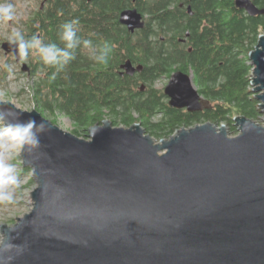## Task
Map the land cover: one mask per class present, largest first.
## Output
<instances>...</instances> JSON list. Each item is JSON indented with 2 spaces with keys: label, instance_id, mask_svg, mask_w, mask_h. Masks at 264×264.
Here are the masks:
<instances>
[{
  "label": "water",
  "instance_id": "water-1",
  "mask_svg": "<svg viewBox=\"0 0 264 264\" xmlns=\"http://www.w3.org/2000/svg\"><path fill=\"white\" fill-rule=\"evenodd\" d=\"M253 1L235 4L264 15ZM120 23L132 34L146 26L137 9ZM2 49L21 61L15 44ZM250 61L264 114V35ZM121 70L132 77L144 67L127 61ZM163 91L173 109H211L183 71ZM0 109L18 114L4 125H45L38 145L22 147L38 187L32 211L2 229L0 264H264V125L241 116L236 137L205 123L157 141L140 123L105 120L84 139L37 110L1 101Z\"/></svg>",
  "mask_w": 264,
  "mask_h": 264
},
{
  "label": "trees",
  "instance_id": "trees-1",
  "mask_svg": "<svg viewBox=\"0 0 264 264\" xmlns=\"http://www.w3.org/2000/svg\"><path fill=\"white\" fill-rule=\"evenodd\" d=\"M112 1L105 3L113 5L116 14L126 5L125 0ZM76 2L55 0L50 28L42 40L64 47L60 39L63 25L75 20L81 41L91 44L84 47L82 43L75 50L76 58L59 71L41 60L33 99L40 110L70 118L77 126V136L80 130L88 132L102 125L107 114L113 123L127 128L140 123L157 141L205 123L225 124L233 135L237 134L235 118L258 121L262 117L253 92L250 54L264 35V16H248L236 7L235 0H199L192 5L193 16L179 8L178 0H137L131 7L150 17L144 30L132 34L118 20L109 32L106 20L96 21L97 15L89 6L83 5L88 11L81 14ZM260 6L264 7V0ZM187 32L188 43L177 42ZM161 36L173 40L162 42ZM104 46L109 49L106 65L92 58L93 52ZM127 61L142 65L143 72L123 75L121 66ZM176 71L193 74L194 84L211 109L191 114L169 106L164 91L154 89V85Z\"/></svg>",
  "mask_w": 264,
  "mask_h": 264
},
{
  "label": "rangeland",
  "instance_id": "rangeland-1",
  "mask_svg": "<svg viewBox=\"0 0 264 264\" xmlns=\"http://www.w3.org/2000/svg\"><path fill=\"white\" fill-rule=\"evenodd\" d=\"M9 2L15 7L16 21L14 23H5L0 20V101L13 103L22 111L32 112L37 110L45 119L51 122L56 118L55 125L65 132L75 134L77 126L70 118L59 112H56V114L52 116L48 111L44 112L40 110L41 108L38 107L33 99L35 79L30 77L29 70L26 72L23 71V66H19L16 62L10 60L2 49L3 44L12 43V28L15 27L18 31H21L24 22L27 21L30 16V5L28 0H9ZM27 68L29 69L28 65ZM169 79L170 78L167 76H164L155 83L154 89L164 90L169 83ZM135 116L137 117V114H135ZM261 116L260 120L256 122L264 125V114ZM105 120H110L113 123V117L108 114L106 115ZM4 126L5 125L2 121H0V130H2ZM113 126L127 128L123 124L117 125L113 123ZM222 126L227 128L225 124ZM237 131V134L230 136L236 137L239 134L238 128ZM80 133V138L86 139V136H88V132H85L84 130H80ZM146 133H148L147 130ZM148 135L152 136L151 133ZM152 137L157 140L156 136ZM3 143V140L0 139V145H3ZM21 153L22 147H13L11 145L0 146V158H3L5 162L14 165L19 180V187L13 189L14 201L12 203L0 202V245L3 241V227H11L15 225L18 219L32 211L34 205L32 193L38 185L34 179L33 169L24 166Z\"/></svg>",
  "mask_w": 264,
  "mask_h": 264
},
{
  "label": "clouds",
  "instance_id": "clouds-1",
  "mask_svg": "<svg viewBox=\"0 0 264 264\" xmlns=\"http://www.w3.org/2000/svg\"><path fill=\"white\" fill-rule=\"evenodd\" d=\"M0 20L5 23H14L16 21L15 7L9 0H0ZM78 21H71L63 25V31L60 39L64 42V47L58 46L56 43H44L39 35H32L26 39L25 35L12 28V43L16 45L20 60L27 61L30 54H38L39 58L45 65L55 67L58 71L62 70L72 60L76 58L75 50L83 43L84 47H88L90 41H81L74 27ZM107 46L99 51H94L92 58L98 64L106 65L108 63ZM54 78V77H53ZM18 115L9 109L7 111L0 109V121H7L9 117ZM45 128L43 123L37 124L35 120L25 122L6 123L0 130V139L3 145H11L13 147H35L38 145V133ZM19 187V180L16 175L14 165L5 162L0 158V202L12 203L14 201L13 189Z\"/></svg>",
  "mask_w": 264,
  "mask_h": 264
},
{
  "label": "flooded vegetation",
  "instance_id": "flooded-vegetation-1",
  "mask_svg": "<svg viewBox=\"0 0 264 264\" xmlns=\"http://www.w3.org/2000/svg\"><path fill=\"white\" fill-rule=\"evenodd\" d=\"M28 1L30 5V12H29L30 16L28 20L24 22L23 29L20 32H22L25 35V38L26 37L30 38L34 34L39 35L42 38L49 31L48 28H50V23H51L50 16H51L52 10L55 8V5H54L55 0H28ZM105 1L106 0H91V1L90 0H78V2H76V6L78 8V11L80 12L82 11L81 14H83V11H88V9L86 10L82 9L83 5L89 6L90 8H92L94 10V13L97 15L96 21H98L99 19L106 20V22L109 24V32L113 31L116 20L120 22L121 14L124 11L131 10V9L138 10L137 7H131L130 5L131 2L136 3L137 0H125L126 5L124 6V8L120 9L119 13L116 14V10L114 9L115 7L113 5H108L107 3H105ZM261 1L262 0H256V1H253V3L260 10H264V7L262 8L260 6ZM198 2L199 0H178L179 8H181L183 12L187 10V12L191 16H193L192 5L195 3L197 4ZM190 8H191V11L189 10ZM170 9L174 10L175 6H172ZM260 16H264V15H260ZM149 17H150L149 15H143V19L146 25L148 23L147 21ZM125 28L127 29V27ZM171 38H172L171 36H169L168 38L164 36L160 37L162 42L166 40L170 42L171 40H173ZM189 39H190V33L187 32L184 37L177 38V42H179L182 45H186ZM6 55L10 58V60H13L19 66H23L25 64L28 65L30 77L34 79L37 77L36 68L41 67L40 65L41 59L39 58L38 54H30L28 60L23 61V62L22 61L18 62L17 56L13 53H6Z\"/></svg>",
  "mask_w": 264,
  "mask_h": 264
},
{
  "label": "bare ground",
  "instance_id": "bare-ground-1",
  "mask_svg": "<svg viewBox=\"0 0 264 264\" xmlns=\"http://www.w3.org/2000/svg\"><path fill=\"white\" fill-rule=\"evenodd\" d=\"M166 49V48H165ZM192 78H193V76H192ZM258 112V111H257ZM238 132V131H237Z\"/></svg>",
  "mask_w": 264,
  "mask_h": 264
}]
</instances>
